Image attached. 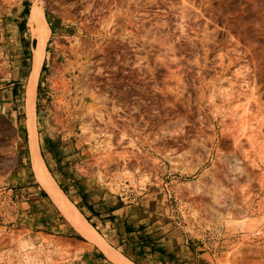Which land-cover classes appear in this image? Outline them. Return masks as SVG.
<instances>
[{
  "label": "rangeland",
  "instance_id": "obj_1",
  "mask_svg": "<svg viewBox=\"0 0 264 264\" xmlns=\"http://www.w3.org/2000/svg\"><path fill=\"white\" fill-rule=\"evenodd\" d=\"M22 6L49 29L34 123L58 164L43 148V165L103 247L133 264H264V0H0V264H114L15 217L34 176ZM94 191L160 219L148 235L107 230L79 201Z\"/></svg>",
  "mask_w": 264,
  "mask_h": 264
},
{
  "label": "crops",
  "instance_id": "obj_2",
  "mask_svg": "<svg viewBox=\"0 0 264 264\" xmlns=\"http://www.w3.org/2000/svg\"><path fill=\"white\" fill-rule=\"evenodd\" d=\"M25 8H26L25 6H22L18 10L17 12L18 16L21 14V11ZM27 9L28 8H26V10ZM28 15L25 14L22 15L24 17H21L20 15V17L17 18L18 20L16 23L17 25L16 30L18 33L17 36L18 42L22 46L21 49L22 53H25V51H29V52L31 51L32 54L33 48L37 43L36 38L29 36L28 34L29 26L27 21L26 23H24V25L21 22L25 18L27 20ZM10 72L13 75H17L19 73V68H14L10 70ZM16 85H18V82L11 83L10 84V87H12L11 89L15 90ZM36 139H37L39 157L43 161L41 152H44V150H46L47 153H45L44 155L45 158H47L46 159L47 162L48 160H50V162L53 163L52 167L54 166V169H56L58 164L56 153L54 152L53 149L47 147V145H45L44 142L42 141L40 142L38 137H36ZM43 148L45 149L43 150ZM28 158L30 160L29 151H28ZM18 163L20 164L19 165L20 168L16 172L17 175L18 176L25 175V169L21 168V166L24 165L23 156L21 152L18 153ZM30 167H31V162H30ZM30 169L32 170V168ZM58 175L59 177H62L61 174L58 173ZM23 177L24 178L22 179H25V176ZM32 179L33 180H31V178H28V180L26 181L24 180L22 184L20 183L18 184L14 192L12 191L14 197L18 198L16 199V205H15L16 208L15 217L17 221L20 223L21 228L26 231L44 233L51 237H57V238L69 240L76 247H82L84 254H86V256L89 257V259H95L98 261L101 260V259H97V255L99 256L100 254L103 253L100 248L98 247L96 248V246L91 245L90 243L84 241L81 242L73 238H70V236L73 235L80 236L81 234L77 230H75V228L67 221L65 216L58 209L57 205L53 203L48 193L44 191L42 186L38 184V182L34 179V176H32ZM79 201H82V203L84 204L83 207L86 213L88 214V216H90L92 220H96L100 224V226H103L107 230L110 229V226L108 224L112 226L114 225V223L116 224L122 223L125 225V227L132 226V229L138 230L137 234L141 235L142 232V234L148 235L149 233L148 229L154 227L153 224H157L160 219L159 218L160 214L157 211V208L155 206L149 205L150 203L145 204L146 200L144 199L142 200L143 205L141 200H138L135 204L125 205L124 204L125 202L121 203L118 201L116 197H110L109 195L105 194L103 191L100 192L94 191L90 193V200H88L87 196L81 195L79 197ZM110 232L115 233V230H110ZM106 249H108V251H111V249L108 246L106 247ZM143 254L147 255V253H143ZM124 259L127 260L126 258ZM127 261L130 264H133L129 260ZM154 262L155 260L151 261V263ZM156 264H160V263H156Z\"/></svg>",
  "mask_w": 264,
  "mask_h": 264
},
{
  "label": "bare ground",
  "instance_id": "obj_3",
  "mask_svg": "<svg viewBox=\"0 0 264 264\" xmlns=\"http://www.w3.org/2000/svg\"><path fill=\"white\" fill-rule=\"evenodd\" d=\"M28 23L32 28L34 36L37 37V43L32 51L31 67L26 83L24 100L26 109L25 126L28 132V148L30 152L31 168L34 174V179L38 182V184L42 186L43 190L48 193L53 203L57 205L58 209L65 216L67 221L75 228V230H77L82 235L83 238L87 239L90 243L101 247L100 249L103 250L105 255L108 256V258L114 264H130L119 253L108 251V249L103 247L105 244L102 242L101 238L83 220L78 211L67 200L63 192L56 186L54 180L48 174L41 158L39 157L37 139L35 135L36 130L34 123V99L37 78L44 56L45 42L49 32V29L44 20L42 8H40V6L32 7L30 15L28 17Z\"/></svg>",
  "mask_w": 264,
  "mask_h": 264
}]
</instances>
